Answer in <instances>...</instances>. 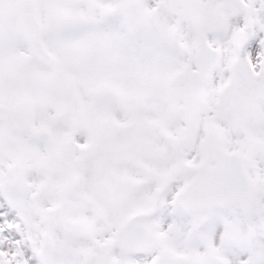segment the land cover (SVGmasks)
<instances>
[{
	"label": "snow or ice",
	"instance_id": "1",
	"mask_svg": "<svg viewBox=\"0 0 264 264\" xmlns=\"http://www.w3.org/2000/svg\"><path fill=\"white\" fill-rule=\"evenodd\" d=\"M0 264H264V0H0Z\"/></svg>",
	"mask_w": 264,
	"mask_h": 264
}]
</instances>
